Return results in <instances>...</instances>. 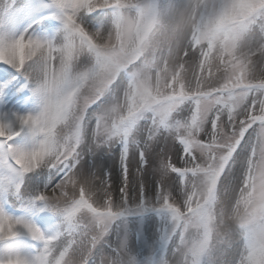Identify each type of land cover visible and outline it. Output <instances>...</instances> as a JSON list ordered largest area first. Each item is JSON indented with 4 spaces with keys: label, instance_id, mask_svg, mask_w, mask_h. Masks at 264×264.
<instances>
[{
    "label": "snow or ice",
    "instance_id": "obj_1",
    "mask_svg": "<svg viewBox=\"0 0 264 264\" xmlns=\"http://www.w3.org/2000/svg\"><path fill=\"white\" fill-rule=\"evenodd\" d=\"M0 264H264V0H6Z\"/></svg>",
    "mask_w": 264,
    "mask_h": 264
},
{
    "label": "rangeland",
    "instance_id": "obj_2",
    "mask_svg": "<svg viewBox=\"0 0 264 264\" xmlns=\"http://www.w3.org/2000/svg\"><path fill=\"white\" fill-rule=\"evenodd\" d=\"M5 5H6V0H0V8L4 7ZM118 150H119V147L117 146L116 151L118 152ZM98 162H100V161H98ZM102 162L105 164V166L111 167L114 175L118 177L119 167H118V164L116 163V161L114 159L110 160L107 157H105L104 161H102Z\"/></svg>",
    "mask_w": 264,
    "mask_h": 264
}]
</instances>
